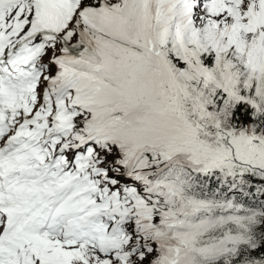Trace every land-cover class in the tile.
Listing matches in <instances>:
<instances>
[{
  "label": "snow or ice",
  "instance_id": "snow-or-ice-1",
  "mask_svg": "<svg viewBox=\"0 0 264 264\" xmlns=\"http://www.w3.org/2000/svg\"><path fill=\"white\" fill-rule=\"evenodd\" d=\"M0 264H264V0H0Z\"/></svg>",
  "mask_w": 264,
  "mask_h": 264
}]
</instances>
